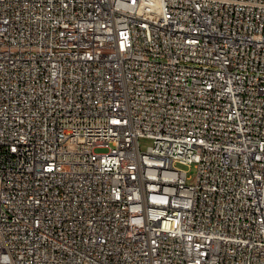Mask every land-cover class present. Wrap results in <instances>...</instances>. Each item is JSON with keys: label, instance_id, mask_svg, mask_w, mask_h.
I'll return each mask as SVG.
<instances>
[{"label": "built area", "instance_id": "2783aa9c", "mask_svg": "<svg viewBox=\"0 0 264 264\" xmlns=\"http://www.w3.org/2000/svg\"><path fill=\"white\" fill-rule=\"evenodd\" d=\"M0 264H264V0H0Z\"/></svg>", "mask_w": 264, "mask_h": 264}, {"label": "rangeland", "instance_id": "374dc122", "mask_svg": "<svg viewBox=\"0 0 264 264\" xmlns=\"http://www.w3.org/2000/svg\"><path fill=\"white\" fill-rule=\"evenodd\" d=\"M153 143V138L148 135H143L139 138V144L143 150H146ZM106 148H98V150H104ZM193 173L195 171L193 170Z\"/></svg>", "mask_w": 264, "mask_h": 264}]
</instances>
